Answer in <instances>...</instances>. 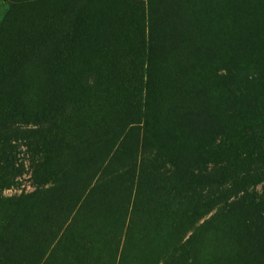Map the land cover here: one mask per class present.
<instances>
[{
    "label": "rangeland",
    "instance_id": "1",
    "mask_svg": "<svg viewBox=\"0 0 264 264\" xmlns=\"http://www.w3.org/2000/svg\"><path fill=\"white\" fill-rule=\"evenodd\" d=\"M0 264H264V0H0Z\"/></svg>",
    "mask_w": 264,
    "mask_h": 264
},
{
    "label": "trees",
    "instance_id": "2",
    "mask_svg": "<svg viewBox=\"0 0 264 264\" xmlns=\"http://www.w3.org/2000/svg\"><path fill=\"white\" fill-rule=\"evenodd\" d=\"M185 22H186V25H189L188 21H185ZM186 43H188V44H186ZM186 43H184V46H183V44H180L178 49L172 51V52H178L179 56H177V58H181L182 60H184V59H186L187 55L191 51V45L193 44V42H190V40H188V41H186ZM201 47H204V46H201ZM169 50L171 51V49H169ZM148 84H149V81L147 80L145 82V85H148Z\"/></svg>",
    "mask_w": 264,
    "mask_h": 264
}]
</instances>
